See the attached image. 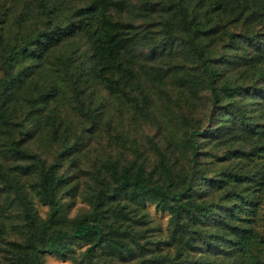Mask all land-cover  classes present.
<instances>
[{"label": "trees", "instance_id": "trees-1", "mask_svg": "<svg viewBox=\"0 0 264 264\" xmlns=\"http://www.w3.org/2000/svg\"><path fill=\"white\" fill-rule=\"evenodd\" d=\"M81 1V6L67 12L57 0L49 10L48 3L40 0L41 8L49 13L45 26L18 49H10L8 59L3 61L7 70L0 76V135L17 123L9 109L24 88L37 92V98L31 101L37 113L27 118L32 122L42 110L38 103L54 99L58 86L53 81L38 89L47 73L44 62L58 46L73 45L71 40L76 37L85 40L90 69L105 87L125 91L136 83L138 39L130 36L111 12L113 6L129 0ZM140 1L149 12L159 5L168 14H161L166 38L160 46L154 44L150 53L166 47L173 51L181 45L190 57L191 68L178 73L180 80L194 97L202 90L210 95L207 125L186 132L189 166L175 168L169 154L156 142L158 161L152 172H146L139 153L121 168L108 160L105 164L117 187L99 190L91 200V209L76 216L73 226L63 228L64 193H73L76 184L56 176L54 162L46 166L40 155L27 149L24 141L34 132L21 125L18 136L4 135V149L16 158L37 162L38 179L31 186L50 210L40 222L36 212L24 209L36 235L32 240L12 241L17 252L24 255L16 264H44L40 253L46 251L67 257L74 240L90 242L84 250L89 264H111L102 263L96 253L102 249L110 255H123L125 243L119 233H113L118 228L107 230L104 224L110 217L105 212L107 198L120 188H126L133 201L151 200L169 209L176 221L182 210L191 215L197 221L193 236L208 251L195 262L264 264V0ZM230 22L241 28L232 30ZM167 75L168 70H163V76ZM154 171L161 179L153 180ZM1 182L9 192H25L18 183L12 184L0 159ZM194 197L200 200L194 201ZM23 198L25 204L32 203L30 196L25 194ZM122 215L129 217L128 213ZM130 235L133 237L134 232ZM191 239L187 242L194 247ZM164 255L170 253L159 259Z\"/></svg>", "mask_w": 264, "mask_h": 264}, {"label": "rangeland", "instance_id": "rangeland-1", "mask_svg": "<svg viewBox=\"0 0 264 264\" xmlns=\"http://www.w3.org/2000/svg\"><path fill=\"white\" fill-rule=\"evenodd\" d=\"M45 1L49 10L54 0ZM57 2L67 12L82 4L81 0ZM48 10L41 8L40 0H0V76L7 70L3 61L8 59L10 49H18L25 39L45 26ZM111 12L124 30L138 39L135 49L138 78L134 85H128L125 91L105 87L90 69V52L86 51L85 40L76 37L71 40L73 45L58 46L44 62L47 73L38 89L48 80L58 87L54 99L38 103L42 110L37 120H27L30 114L37 113L32 110L34 103L31 102L37 98L36 91L24 88L14 101L15 106L9 109L12 120L17 123L0 135V159L12 184L18 183L25 192H9L0 183V264H16L23 258L12 241L35 238L36 231L28 224L24 209L36 212L40 222L48 217L50 210V205L31 186L38 179L37 162L16 158L4 149V135L18 136L21 125H27L34 132L24 141L27 149L40 155L46 166L54 162L52 170L56 176L68 178V184H76L73 193H64L63 228L73 226L76 216L91 209V200L99 190L117 187L105 164L108 160L121 168L139 153L146 172H152L158 161L156 142L169 154L175 168L189 166L186 132L207 125L211 107L209 92L202 90L194 97L190 87L180 80L178 73L191 68L190 57L181 45L173 51L166 47L150 53L154 44L160 46L166 38L161 14H168L159 5L149 12L140 0H129L124 5L113 6ZM228 25L232 30L241 28L233 22ZM165 69L167 77L163 76ZM158 179L161 178L154 171L153 180ZM25 194L31 197L32 203L25 204ZM130 198L126 188L118 189L107 198L105 212L110 217L105 219V228H118L113 233L120 234L125 248L123 255H110L98 249L96 256L102 263L199 264L195 260L207 255L205 245L193 236L197 221L187 212H178L176 221L169 209H162L151 200L138 203ZM126 213L127 218L122 215ZM130 232H134L133 237ZM190 238L195 242L194 247L187 242ZM89 244L86 240H74L67 257L46 251L40 253L41 259L44 264H89L84 258ZM166 253L170 255L160 260Z\"/></svg>", "mask_w": 264, "mask_h": 264}]
</instances>
